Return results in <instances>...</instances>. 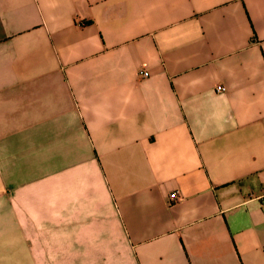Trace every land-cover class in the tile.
Returning <instances> with one entry per match:
<instances>
[{"label": "crops", "instance_id": "1", "mask_svg": "<svg viewBox=\"0 0 264 264\" xmlns=\"http://www.w3.org/2000/svg\"><path fill=\"white\" fill-rule=\"evenodd\" d=\"M0 264H264V0H0Z\"/></svg>", "mask_w": 264, "mask_h": 264}, {"label": "built area", "instance_id": "2", "mask_svg": "<svg viewBox=\"0 0 264 264\" xmlns=\"http://www.w3.org/2000/svg\"><path fill=\"white\" fill-rule=\"evenodd\" d=\"M140 75H141V76H147V75H148V71L143 70V71L140 72ZM224 89H225V88H224L223 86H221V85H218V86L216 87V90H217V91H224ZM169 198H170L171 201H173V202L177 201V200H178L177 193H176V192L170 193Z\"/></svg>", "mask_w": 264, "mask_h": 264}]
</instances>
